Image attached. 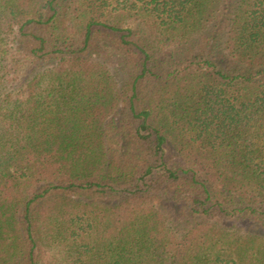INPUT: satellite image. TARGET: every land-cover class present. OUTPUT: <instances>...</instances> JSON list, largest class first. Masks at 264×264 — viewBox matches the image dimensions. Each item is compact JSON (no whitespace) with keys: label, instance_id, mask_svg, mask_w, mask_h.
Segmentation results:
<instances>
[{"label":"trees","instance_id":"obj_1","mask_svg":"<svg viewBox=\"0 0 264 264\" xmlns=\"http://www.w3.org/2000/svg\"><path fill=\"white\" fill-rule=\"evenodd\" d=\"M0 264H264V0H0Z\"/></svg>","mask_w":264,"mask_h":264},{"label":"rangeland","instance_id":"obj_2","mask_svg":"<svg viewBox=\"0 0 264 264\" xmlns=\"http://www.w3.org/2000/svg\"><path fill=\"white\" fill-rule=\"evenodd\" d=\"M117 18V16L114 14H108L103 21H106L108 23H117L120 27H127V26H131V21L130 20H119V22H117V20L115 19ZM195 41H199V39H195ZM191 46V44H190ZM202 48V45H195L194 51L198 52L200 49ZM185 51H188V53H190L191 49H187L185 48ZM185 54V53H184ZM157 57L158 59L161 61V63L163 64L164 69H168L169 65L172 63V52H164V53H157Z\"/></svg>","mask_w":264,"mask_h":264}]
</instances>
